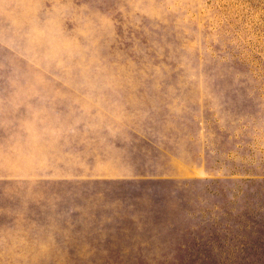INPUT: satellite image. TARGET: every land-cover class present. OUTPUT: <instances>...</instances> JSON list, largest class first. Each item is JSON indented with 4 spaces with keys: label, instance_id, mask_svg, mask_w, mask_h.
I'll list each match as a JSON object with an SVG mask.
<instances>
[{
    "label": "rangeland",
    "instance_id": "1",
    "mask_svg": "<svg viewBox=\"0 0 264 264\" xmlns=\"http://www.w3.org/2000/svg\"><path fill=\"white\" fill-rule=\"evenodd\" d=\"M149 112L182 142L158 162L208 179L161 264H264V0H0V264H74L61 168Z\"/></svg>",
    "mask_w": 264,
    "mask_h": 264
},
{
    "label": "crops",
    "instance_id": "2",
    "mask_svg": "<svg viewBox=\"0 0 264 264\" xmlns=\"http://www.w3.org/2000/svg\"><path fill=\"white\" fill-rule=\"evenodd\" d=\"M166 117L145 113L140 124L106 139V154L86 155L71 174L61 168L57 206L53 211L46 199L45 212L60 220L59 246L85 250L69 253L65 263H173L158 258L187 248L182 243L202 216L198 207L208 203V179L175 177L172 163L158 162L160 150L182 143L174 142Z\"/></svg>",
    "mask_w": 264,
    "mask_h": 264
}]
</instances>
